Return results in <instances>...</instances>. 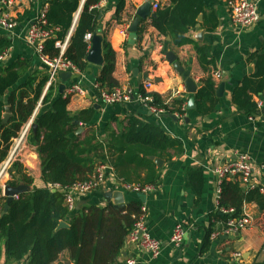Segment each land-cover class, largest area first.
Segmentation results:
<instances>
[{
	"label": "trees",
	"instance_id": "obj_1",
	"mask_svg": "<svg viewBox=\"0 0 264 264\" xmlns=\"http://www.w3.org/2000/svg\"><path fill=\"white\" fill-rule=\"evenodd\" d=\"M100 1L46 0L42 28L51 30L52 34L44 39L43 54L49 58L57 56L59 47L55 43L67 38L64 55L83 72L88 65L86 55L89 48L85 34L101 31L98 19ZM123 6L124 1L120 0L115 11L117 16ZM199 14L203 15V26L208 31L218 26L217 15L213 11L207 12L204 0H170L168 5L156 10L151 24L159 35L170 36L174 46H181L193 42L185 34L189 27L195 26ZM23 18L20 16L19 19ZM141 34L142 28H139L137 41H141ZM11 45V39L0 34V54ZM194 46L198 64L207 72L206 77L199 79L193 97L194 110L205 116L218 103L214 77L216 65L207 57L205 45L194 42ZM102 49L103 63L95 83L100 89L111 90L118 86L113 77L115 51L105 35ZM250 58L255 63L256 72L245 76L232 89L231 98L240 112L247 117H256L261 114L253 96L264 91V43L260 51ZM30 70V60L25 57H18L9 64L0 63V163L7 157L12 139L29 119L41 95L42 104H51L49 109L36 114L33 123L37 124V129L33 132L31 126L27 136V143L35 147L40 158L42 184L16 195L2 215L6 197H2L0 203V238L4 239L5 254L10 260H25L26 257V264H54L66 251L74 264H116L135 217L140 214V202H130L123 208L110 203L102 206L90 204L70 215L63 189L89 179L99 164L108 165L121 183L156 186L158 167L149 156L169 162L183 152L182 140L139 115L127 116L118 132L109 127L110 121L116 120L113 116L104 127L107 132L102 137L98 127L91 123L97 112L95 102L73 112L68 108L70 97L60 94L58 87L49 86L43 93L48 78L44 68ZM22 77L24 80L14 91L13 87ZM11 88L8 101L12 116L3 123L6 104L1 98ZM136 90L143 97L149 96L151 100L146 104L161 110V113H176L183 118L187 111L183 98L170 96L164 100L157 92L146 91L142 84ZM80 124H89L90 127L83 134L76 133ZM187 177L199 197L204 183L202 167L188 168ZM12 178L8 185L16 186L19 181L33 184V180L24 173L19 177L12 174ZM56 185L60 187H54ZM246 202L258 205L262 220H252V223L257 222L264 230V192L258 186L243 187L231 179L221 183L219 210L213 214L222 221V230L229 218L243 214ZM220 208H232L233 212L225 213ZM61 221L68 226L59 227ZM214 230L213 222L205 230L200 252L209 248Z\"/></svg>",
	"mask_w": 264,
	"mask_h": 264
},
{
	"label": "crops",
	"instance_id": "obj_2",
	"mask_svg": "<svg viewBox=\"0 0 264 264\" xmlns=\"http://www.w3.org/2000/svg\"><path fill=\"white\" fill-rule=\"evenodd\" d=\"M0 1V14L7 13L16 21L13 30L0 28V34L12 41L1 64H9L18 57H25L30 60V71L43 68L47 71V67L38 58L35 45L25 40L28 25L46 8V0ZM119 1L101 0L98 4L100 32L105 35L115 51L113 77L118 83L116 87L136 90L145 81L142 77L139 78V75L148 70L149 77H156L159 81L150 82L151 85L146 91L157 92L164 100L170 96L183 98L186 108L189 98L194 97L196 92L190 93L186 90L182 75L167 61L165 52H174L181 66L190 71V77L199 86V79L206 77L207 72L198 64L195 42L205 45L207 57L214 60L216 71L220 74L219 77L214 75L218 103L215 109L205 116L198 115L194 109L186 108L183 118L176 113H174L176 119L162 117L160 115L162 113L151 112L145 104L136 99L114 105L102 103L94 87L95 79L100 72L99 65L88 62L83 72L71 73V77L65 82V88L74 80L79 81L84 93L81 96L70 97L68 108L74 112L95 102L99 107L96 108V117L91 123L98 127L100 136L105 137L107 131L104 127L113 116L116 120H111L109 127L112 131L118 132L125 124L127 116L139 115L144 120L159 124L171 136L181 139L183 152L169 162L163 160L162 167H158V184L146 193L125 189L123 183L109 168L106 181L98 190L85 195H75L70 215L80 212L86 205L102 206L109 203L105 201L102 192L121 190L125 205L140 202V205L146 207L145 225L150 234L161 241L162 247L157 257H151L126 238L116 264H125L128 258L134 259L135 264H264V230L257 222L252 223V220H262L255 202L244 203L243 212L249 214L252 220L250 226L238 233L225 234L224 229L222 230V221L213 216L219 210V184L213 169L225 160L232 159L236 153H246L255 165L251 184L259 188L264 184L263 168L260 166L264 163V119L260 115L247 117L237 109L231 98L232 89L240 84L245 76L256 72L255 63L250 56L260 51L264 43V0H256L259 18L245 29H239L231 22L227 0H204L207 12L213 11L219 19V24L213 31H208L203 26V15L199 14L195 26L189 27L185 34L193 42L181 46H174L170 36L159 35L151 24V17L140 20L138 29L142 28L141 41L135 39L130 43L127 28L135 17L137 7L147 0H123V10L117 16L115 11ZM155 2L161 7L168 5L170 0H153L152 4ZM152 4L150 12H156L159 7L154 9ZM20 16L24 18L20 20ZM136 68L139 70L138 73L134 72ZM248 69H252L251 72H248ZM24 78L22 77L13 87L14 91L18 90L17 86ZM60 82L58 74L55 86L58 87ZM221 82H224V88L218 96L217 88ZM13 88L7 90L1 98L5 106L10 107L7 120L12 116L8 97ZM16 94L17 92L15 97ZM253 100L257 107L261 102L259 108H262L264 91L254 95ZM50 107L49 102L41 103L37 113ZM80 126L82 130L78 133L81 134L90 127L89 124ZM18 162V171L33 180V184H29L32 189L42 184L41 162L34 146L28 145ZM197 166L202 167L204 180L199 197L187 180V169ZM11 168L9 172L19 177L20 173ZM2 197L3 187L0 184V203ZM213 222L215 232L211 235L209 248L202 253L200 246L205 230ZM175 225H183L185 229L183 241L179 246H174L170 242ZM221 235L233 236L222 239ZM24 259H8L4 250V239L0 238V264H26V257ZM54 264L74 263L68 252L64 251Z\"/></svg>",
	"mask_w": 264,
	"mask_h": 264
},
{
	"label": "built area",
	"instance_id": "obj_3",
	"mask_svg": "<svg viewBox=\"0 0 264 264\" xmlns=\"http://www.w3.org/2000/svg\"><path fill=\"white\" fill-rule=\"evenodd\" d=\"M1 3V1H0ZM227 5L229 9V15L231 22L238 27L239 29L249 28L253 25L259 18L258 5L256 0H227ZM159 7L158 3H153L152 8L157 9ZM44 12L45 9L39 13V15L33 20L31 24L28 25L25 34V40L29 44H34L35 49L38 53L39 60L47 67L48 78L45 83L44 91L49 86L56 85V79L61 71H70L71 73H78L79 70L77 67L64 55V50L67 43V38L60 42L57 41L55 44L59 47V54L53 58H49L44 55L43 50V42L44 39L51 36V30H45L42 28V24L44 23ZM16 25V21L11 18L7 13L0 14V28L6 30H13ZM92 37V33L85 34V40L90 45V40ZM7 56V51H4L0 54V63L4 62ZM214 75L219 77V72L215 71ZM151 84L148 81H144L142 86L146 90ZM94 87L98 92V99L106 104V105H114L119 103L130 102L133 99L136 101L145 104L151 112L160 114L162 111L156 109L154 106H148L147 101L151 100L149 96L143 97L141 96L137 90L132 88H121L114 87L111 90L100 89L98 83H94ZM42 93V94H43ZM84 93L83 87L80 85L79 81H73L69 86L64 89V96H81ZM41 98L37 101V104L30 115L29 119L21 126L17 136L12 139V144L14 147L8 151L7 157L1 162L2 166L0 169V180L5 176H9L8 170L13 166V161L15 158L17 161L21 159V149L27 148L29 145L27 143V136L29 130L31 128L32 122L36 116L39 105L41 104ZM258 107H261V102L258 103ZM263 168L264 174V163L260 165ZM109 166L105 164H99L95 170L93 176L84 181H78L72 184L69 187L63 189L65 192V202L69 210H72L74 207V197L75 195H85L87 193L98 190L106 181L107 178V170H109ZM255 169L254 163L249 159L248 155L244 152H238L232 159H227L220 164V166L213 169L215 176L217 178V182L219 184L218 192H220V185L223 180L231 179L238 181L243 187L253 186L251 184V177L253 171ZM122 186L127 190H132L136 192L146 193L154 188V185H145L140 186L139 184H127L123 183ZM54 187H59L56 185ZM4 189V186H3ZM260 190L264 192V184L260 187ZM16 197V196H15ZM146 207L141 205L140 214L135 217V221L133 222L127 238L128 240L135 245L140 251H143L149 254L151 257H157L161 252L162 243L159 239L155 238L148 231L145 222ZM222 211L225 213H232L233 209H223ZM251 216L245 212L241 216L231 217L227 220L224 233L225 234H233L238 233L244 228H247L251 225ZM185 234V229L183 225H175L170 235V242L174 246H179ZM125 264H135V260L132 258H128ZM256 264V263H251Z\"/></svg>",
	"mask_w": 264,
	"mask_h": 264
},
{
	"label": "water",
	"instance_id": "obj_4",
	"mask_svg": "<svg viewBox=\"0 0 264 264\" xmlns=\"http://www.w3.org/2000/svg\"><path fill=\"white\" fill-rule=\"evenodd\" d=\"M153 0H147L145 1L142 5L138 6L135 12V17L132 20V22L129 24L127 28V32L129 33V42L133 43V41L136 39L137 36V30H138V25L140 23L141 19H145L146 17H155V12H150V6L152 4ZM201 19V17H199ZM102 41H103V33L100 31H95L92 34L91 40H90V47L87 51L86 55V60L89 63L99 65L101 66L103 63V49H102ZM166 59L169 63L172 64L173 68L182 75L185 85H186V90L190 93H195L197 89V84L193 81L192 77H190V71L187 69H184L179 60L177 59V56L175 55L174 52L172 51H167L165 52ZM252 70V69H251ZM250 69H248V72H251ZM134 72L138 73L139 70L138 68L134 69ZM59 76L61 79V82L58 85V90L59 93H63L65 89V82L67 81L68 78L71 77V72L70 71H61L59 72ZM143 80L148 81V82H158V78H150L149 77V72L148 70L143 71L139 75ZM224 88V82H221L218 85L217 88V95L220 96L221 92L223 91ZM95 107H99L98 105H95ZM186 108L188 110L194 109V98L190 97ZM9 106H5V113L3 114V119L2 122L6 123L7 118L9 116ZM260 114L261 117L264 119V103L263 107L260 108ZM162 117H170L172 119H176V116L172 113H162L160 114ZM187 120V119H186ZM74 123H78V121H74ZM32 130L33 132L36 131L37 129V124L32 122ZM82 127L79 125L77 128L76 133L81 132ZM150 159L154 160L156 163L157 167L161 168L163 165V160L161 158L155 157V156H149ZM32 187L31 185L19 181V183L16 186H11V185H5L3 189V196L6 197V203L4 204L3 213H5L8 209L9 203L15 198L16 195L22 193V192H27L31 191ZM55 190V189H52ZM102 196L104 197L105 201L109 202L116 208H123L125 206V200L123 196V191L121 190H109L101 193ZM68 224L65 221H61L59 223V227H67ZM233 235H221L220 238H227V237H232Z\"/></svg>",
	"mask_w": 264,
	"mask_h": 264
},
{
	"label": "rangeland",
	"instance_id": "obj_5",
	"mask_svg": "<svg viewBox=\"0 0 264 264\" xmlns=\"http://www.w3.org/2000/svg\"><path fill=\"white\" fill-rule=\"evenodd\" d=\"M14 147V144H12V146H11V150H12V148ZM26 149L25 148H22L21 149V155L23 154V152L25 151ZM9 154V153H8ZM19 157V156H18ZM18 157L17 158H15V160L13 161V166H12V168L14 169V171L16 170H18V167H19V162L16 160V159H18ZM1 166H2V163H0V169H1ZM11 168V169H12ZM9 171H10V169L8 170V173H9ZM12 174H14V173H12ZM12 174H10L9 173V176L7 175V176H5V177H3V178H1V180H0V184H2V187L3 186H5V185H8V181L9 180H11V179H13L12 178Z\"/></svg>",
	"mask_w": 264,
	"mask_h": 264
}]
</instances>
